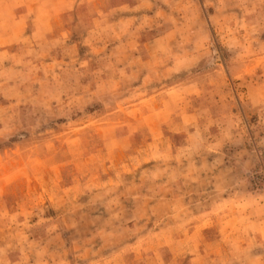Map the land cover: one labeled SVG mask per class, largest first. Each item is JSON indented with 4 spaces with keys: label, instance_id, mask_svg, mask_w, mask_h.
Returning <instances> with one entry per match:
<instances>
[{
    "label": "rangeland",
    "instance_id": "1",
    "mask_svg": "<svg viewBox=\"0 0 264 264\" xmlns=\"http://www.w3.org/2000/svg\"><path fill=\"white\" fill-rule=\"evenodd\" d=\"M77 2L0 0V264H264V0Z\"/></svg>",
    "mask_w": 264,
    "mask_h": 264
},
{
    "label": "crops",
    "instance_id": "2",
    "mask_svg": "<svg viewBox=\"0 0 264 264\" xmlns=\"http://www.w3.org/2000/svg\"><path fill=\"white\" fill-rule=\"evenodd\" d=\"M6 1L8 0H5L6 6L5 8H3V15L5 22L7 24H11V25L16 24L20 26L24 25L25 27L23 28V30H27L29 27L30 34L27 35V37L29 38L30 42H32V40H34L35 37H38L37 35L38 29H39V35L40 34L42 35V31H43L44 35L41 37L47 38L48 31L54 28L53 22L52 23L50 22L52 20V17L48 15L49 11L50 13H52V6H50L49 0H46V4H44L43 2L39 3L37 0H35L34 2H30V5H28L26 9L25 7L21 6L20 4L21 0H9V3H7ZM86 2L87 0H78L77 2L78 8L81 5H86ZM120 2H123V0H120ZM44 8L47 13V16L43 18L44 19L43 22L38 24V21L36 20L38 16L37 15L38 9L41 10ZM65 12L67 13V10ZM0 15H2V12H0ZM21 31L19 30L21 36L18 37L23 36Z\"/></svg>",
    "mask_w": 264,
    "mask_h": 264
}]
</instances>
